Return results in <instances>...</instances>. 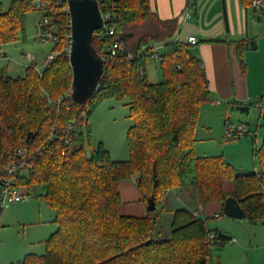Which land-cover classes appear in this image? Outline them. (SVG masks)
I'll list each match as a JSON object with an SVG mask.
<instances>
[{
    "label": "trees",
    "instance_id": "1",
    "mask_svg": "<svg viewBox=\"0 0 264 264\" xmlns=\"http://www.w3.org/2000/svg\"><path fill=\"white\" fill-rule=\"evenodd\" d=\"M36 0H9L0 10V44L17 40L20 19L33 12ZM60 49L70 33L69 17L46 0ZM243 6L251 0H240ZM114 16L117 36L133 58L105 61L113 37H92L90 47L102 60L94 93L84 102L71 98L72 71L61 54L41 72L31 66L23 77L0 71V180L10 163H25L14 173L15 184L26 194L41 187L39 195L53 211L55 231L45 241L44 254H27L16 264H206L209 232L215 245L228 238L208 230L205 219L187 209L173 211L170 237L156 240L159 214L120 215V181L134 180L145 204L151 194L156 205L169 190L197 189L201 207L231 196L250 223L264 221V140L253 148L258 170L238 174L222 156L194 153L199 112L211 101L201 60L187 45L175 40L177 20L160 19L149 0H102ZM264 16V15H262ZM140 34L133 43L126 38ZM161 45L162 80L148 81L144 64ZM105 99L124 102L131 125L126 132L129 157L112 160L101 145L87 149V119ZM33 135L32 139L26 136ZM67 141L68 144L64 143ZM21 151V154L17 152ZM223 181L233 183L226 194Z\"/></svg>",
    "mask_w": 264,
    "mask_h": 264
},
{
    "label": "rangeland",
    "instance_id": "2",
    "mask_svg": "<svg viewBox=\"0 0 264 264\" xmlns=\"http://www.w3.org/2000/svg\"><path fill=\"white\" fill-rule=\"evenodd\" d=\"M9 0H0V10L6 11ZM40 13L31 11L20 19L17 40L0 44V71L11 78L23 77L25 68L31 66L41 72L45 67L46 57L50 54L51 45L42 43L38 37ZM140 30H134L126 38V44L138 38ZM161 52V50H160ZM147 79L151 83L162 80L157 61L150 57L144 64ZM217 112L209 117L201 116L197 129L203 131L210 128V135L216 142L204 141L197 146L195 155L216 154L226 159L235 172L243 174L258 170L257 160L252 156L253 148H259L264 138L260 111L252 109L243 115L235 111L231 103L217 106ZM218 113V114H217ZM219 113L222 117H219ZM225 121L231 125L245 123L251 134L237 139H229L225 133ZM128 107L124 102L105 99L90 113L87 119L89 137L86 139L87 149H95L101 145L108 151L112 160L125 161L129 157L126 132L131 125ZM256 132V133H255ZM202 133V132H201ZM202 148L203 153L198 149ZM203 157V155L201 156ZM136 187L134 180H130ZM22 193L26 191L20 189ZM43 194L41 187H35L25 196V200L8 204L0 213V264H16L26 254L40 256L45 251V241L55 231L52 223L54 213L39 198ZM187 209L205 219L208 230H216L228 240L223 244L211 246L206 264H264V228L260 224H252L247 219H233L223 215L222 210L207 216L199 203L198 192L194 187L181 190H169L152 212L144 211V216L159 214L154 227L156 240L170 237V223L173 211ZM256 225V226H255ZM22 260V259H21Z\"/></svg>",
    "mask_w": 264,
    "mask_h": 264
},
{
    "label": "crops",
    "instance_id": "3",
    "mask_svg": "<svg viewBox=\"0 0 264 264\" xmlns=\"http://www.w3.org/2000/svg\"><path fill=\"white\" fill-rule=\"evenodd\" d=\"M149 2L151 9L160 19L177 20L175 40L186 44L189 52L201 60L211 101L201 107L198 122L202 115L204 118L209 117L217 110L218 105L230 102L233 107L248 106V114L252 109L260 111L264 124V16L261 12L252 4L243 6L240 0H149ZM189 5H192V10L187 16ZM189 36L196 37L198 42L189 45L187 43ZM219 117H222L220 113ZM209 129L205 128L203 131L197 129L194 153L202 142H216L210 138ZM249 134L251 131L247 125L245 135ZM202 155L219 156L199 154L197 157ZM226 162L229 164L227 160ZM222 189L226 194L232 193L233 183L223 181ZM118 191L121 200L118 209L120 215L144 216L145 204L131 181H120ZM202 210L210 216L222 210V203L208 204ZM196 215L198 216V213ZM256 223L264 228V221L252 224Z\"/></svg>",
    "mask_w": 264,
    "mask_h": 264
},
{
    "label": "built area",
    "instance_id": "4",
    "mask_svg": "<svg viewBox=\"0 0 264 264\" xmlns=\"http://www.w3.org/2000/svg\"><path fill=\"white\" fill-rule=\"evenodd\" d=\"M66 1V5L61 8V12L69 17V8L67 5L68 0H52L55 7H60L62 2ZM98 4V10L101 18V27L95 30L92 37L100 39L103 36L113 37V42L106 49L105 61H113L117 59H132L134 54L129 52L125 46V43L117 36V31L115 24L113 22L114 16L110 13L104 4H101L102 0H95ZM252 6L259 10L262 15H264V0H252ZM33 9L40 13V21L38 22V37L42 43L50 44L51 50L50 54L46 57V61H50L55 57L64 54L69 56L71 49L72 37L69 33L63 46L60 49L55 48L59 36L57 33L56 26L52 23V15L48 11V3L46 0H36L33 3ZM192 10V5H189L187 16ZM68 27L70 28V22ZM197 39L194 36H189L187 38V43L189 45H195ZM161 45L155 46L150 52V58L157 61L158 64L161 61ZM247 132V125L245 123H238L236 125H231L229 122L225 121V133L226 137L229 139H237L244 136ZM64 143L68 144L67 141ZM21 154V151L17 152ZM25 167V163L19 161L18 165L10 163L7 167H4L5 175L0 180V213L2 208L8 204L16 203L25 200L26 193H22L20 188L15 184L14 173L17 168ZM215 235L211 232L207 234L206 243L210 246H214Z\"/></svg>",
    "mask_w": 264,
    "mask_h": 264
},
{
    "label": "water",
    "instance_id": "5",
    "mask_svg": "<svg viewBox=\"0 0 264 264\" xmlns=\"http://www.w3.org/2000/svg\"><path fill=\"white\" fill-rule=\"evenodd\" d=\"M67 5L72 37L68 56L72 71L71 98L75 102L84 103L94 93L102 72V60L94 54L90 47L93 32L101 27V18L95 0H68ZM233 108L243 115H247L249 111V107L245 105H236ZM32 137L33 135L28 133L26 141ZM145 209L147 212L155 210L153 194L147 198ZM222 213L233 219H245L246 217L238 202L231 196L224 200Z\"/></svg>",
    "mask_w": 264,
    "mask_h": 264
}]
</instances>
